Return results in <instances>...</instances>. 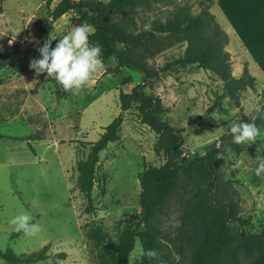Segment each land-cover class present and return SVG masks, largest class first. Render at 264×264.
<instances>
[{
	"label": "rangeland",
	"instance_id": "obj_1",
	"mask_svg": "<svg viewBox=\"0 0 264 264\" xmlns=\"http://www.w3.org/2000/svg\"><path fill=\"white\" fill-rule=\"evenodd\" d=\"M28 1V8L34 11V16L29 14V18L20 19L27 28L29 49L23 51L28 56L14 63L18 70H26L31 59L40 56L36 50L42 46L39 22H51L52 10L60 0ZM173 1L189 5L195 13L205 7L202 0ZM170 8L172 5L154 4L151 10L142 11L138 19L149 15L167 17ZM75 11L70 10L60 17L64 20L61 26L55 24L60 18L53 22L52 36L60 38L77 25L89 24L91 13L84 18L79 11ZM216 19L224 28L220 18ZM9 21L6 18L7 26H10ZM0 37L4 40L6 52L18 47L7 37ZM184 48V44L174 45L149 62L160 67L182 55ZM103 62L105 67L95 74L94 86L85 88L79 95L64 91L52 79L41 78L28 84L26 93L42 98L50 115L49 126L45 124L44 138H34L30 144L15 139L0 141V250L5 252L11 249L25 259V256L47 246L50 257L29 264H99L98 249L88 237L89 231L99 229L106 239L116 240L127 226L137 224L141 214L139 174L145 167L160 166L166 160L162 153L155 152L159 134L141 123L137 107L123 112L119 139L100 152L93 189V210H87V202L77 186V161L87 155L90 142L98 141L105 127L121 113L120 91L130 92L142 82L139 71L122 68L116 75L108 74L106 69L115 66L116 61L110 58ZM176 69L178 67L172 68L171 72ZM8 73L6 70L2 75ZM208 77V91L204 97L202 93H191L187 104L176 106L172 115L165 112L162 116L164 122L182 131L184 144L180 162L203 155L208 144L216 143L220 147L223 139L227 141L232 138L229 131L231 123L250 120L251 116L245 112L252 111L254 115L255 109L264 105L263 90L244 88L234 98L222 97V83L218 82L214 73H208ZM160 80L149 79L147 92L155 95L156 86L163 83L167 94L170 93L166 89L169 84ZM204 114L207 118L198 124ZM0 130L25 134L31 128L4 123L0 125ZM258 157H264V131L255 143L236 145L229 150L221 147L217 155L219 170L228 180L226 187L238 203L239 215L249 219L246 226L249 233L259 232L264 227V178L254 173ZM169 210V214L162 219L163 234L173 236L176 227L171 225V221L179 219L180 207L177 202H171ZM22 212L38 217L42 226L39 234L27 237L23 233L13 238L16 231L9 220ZM216 221L214 216L209 218L210 232ZM142 252L140 241L136 240L129 264H141ZM61 253L66 254L65 259L60 258ZM239 257L240 264H252L245 253L241 252ZM0 264L13 263L0 256Z\"/></svg>",
	"mask_w": 264,
	"mask_h": 264
},
{
	"label": "trees",
	"instance_id": "obj_2",
	"mask_svg": "<svg viewBox=\"0 0 264 264\" xmlns=\"http://www.w3.org/2000/svg\"><path fill=\"white\" fill-rule=\"evenodd\" d=\"M205 4L200 12L173 0H110L101 1L60 0L53 8L50 23L39 22L41 44L52 36L53 22L64 13L76 9L86 18L94 31L89 36L90 44H99L103 50V61L113 59L115 66L106 69L108 74L116 75L122 68L142 73V82L130 92L121 90L119 94L121 113L105 127V132L96 142H90V151L77 161V186L87 202V210H93V189L100 152L119 139L118 131L123 122V112L136 106L140 121L159 134L155 152L162 153L165 162L160 166H147L139 174L141 185V214L137 224L131 223L116 240L106 239L99 229L90 230L88 237L98 249L99 264H129L130 254L140 241L143 251L154 249L159 260H150L141 255V264H240L239 254L245 253L252 264H264V227L259 232L249 233L246 226L249 219L239 215L236 200L227 190L226 180L218 167L217 155L221 147L234 149L236 144L222 140L221 146L208 144L205 153L179 161L184 144L182 131L162 116L168 109L158 95L147 92L149 79L162 78L174 67L187 68L196 65L214 73L222 82V97H235L244 88L255 90V78L245 66L240 76L233 74L231 53L227 50L230 36L210 11L216 0H202ZM172 5L166 24L160 22L161 16L152 24L151 31H143L142 26L148 17L138 19L142 11L151 10L153 5ZM85 9V10H84ZM60 38L52 41L55 47ZM184 44L182 55L158 67L149 62L167 48ZM0 37V59L18 52L17 47L3 48ZM41 58L40 56L37 58ZM30 68V67H29ZM31 69V68H30ZM35 74V69H31ZM46 73L38 75L46 79ZM5 78L0 74V85ZM264 113V105L260 108ZM246 122H252L251 119ZM261 132L264 119L255 121ZM37 135L13 137L0 133V138L23 140L28 143ZM30 144V143H29ZM33 149V148H32ZM34 150V149H33ZM171 202L180 207V226L173 236L163 234L162 219L170 212ZM211 216L217 221L211 232L208 220ZM38 221V217L35 218ZM235 224V225H234ZM23 232H15L13 238ZM0 256L13 264H29L36 260H46L47 246L41 251L25 256H17L11 249L0 250ZM65 259L66 254H59Z\"/></svg>",
	"mask_w": 264,
	"mask_h": 264
},
{
	"label": "crops",
	"instance_id": "obj_3",
	"mask_svg": "<svg viewBox=\"0 0 264 264\" xmlns=\"http://www.w3.org/2000/svg\"><path fill=\"white\" fill-rule=\"evenodd\" d=\"M29 3L28 0H2L0 35L15 42L18 45L17 49L21 51L0 59V74H4L6 70L9 72L8 75H3L5 81L0 85V125L4 123L11 124V126L21 124L30 127L31 131L25 134H15L0 130V133L13 137L36 134L35 138L42 140L46 132L45 124L46 126L50 124V115L45 109L42 98L26 93L28 84L40 81L41 77L29 68L18 70L14 64L21 57L28 56L23 51L29 49V37L27 28L20 19L29 18V14L34 16V11L28 8ZM10 4H15V6L11 7ZM210 11L216 18H220L230 36V42L226 48L231 53L233 74L240 76L246 66L255 78L257 91H264V0H216L211 4ZM6 18L10 20V26H7ZM63 21V18H60L55 24L61 26ZM189 67L187 69L178 68L167 74L166 78H161L159 82H167L169 86L166 89L170 93L167 94L163 83L156 86L154 93L161 98L170 115L174 113L173 109L176 106L187 104L191 93H202L203 97L207 94L208 73L210 72L196 65ZM218 82L221 81L218 80ZM206 118L204 114L198 124L203 123ZM3 139L14 140L0 138V141Z\"/></svg>",
	"mask_w": 264,
	"mask_h": 264
},
{
	"label": "clouds",
	"instance_id": "obj_4",
	"mask_svg": "<svg viewBox=\"0 0 264 264\" xmlns=\"http://www.w3.org/2000/svg\"><path fill=\"white\" fill-rule=\"evenodd\" d=\"M102 2L108 4L110 0H102ZM156 19L157 16L150 15L148 21L142 26V30L151 31L152 24ZM159 19L162 24L167 23L166 18ZM92 32L93 29L89 24L77 25L60 37L54 48L51 45L56 37L50 36L42 46L36 49L41 58H32L29 67L35 69L37 75L46 73V79L55 80L64 91L79 95L85 88L94 86L95 74L105 67L101 46L89 42ZM245 114L251 116L252 122L236 121L230 125L232 143L236 145L253 144L262 135L260 128L255 123L257 119H264L261 109H255L254 115L252 111H246ZM254 173L257 177L264 178V157L257 158V167ZM9 223L14 226L16 232H23L27 237H34L42 230L39 221H36L27 212L13 216ZM171 225L179 227V219L174 218ZM142 255L150 260H159V253L154 249L143 251ZM160 264H163L162 260Z\"/></svg>",
	"mask_w": 264,
	"mask_h": 264
},
{
	"label": "built area",
	"instance_id": "obj_5",
	"mask_svg": "<svg viewBox=\"0 0 264 264\" xmlns=\"http://www.w3.org/2000/svg\"><path fill=\"white\" fill-rule=\"evenodd\" d=\"M75 1H77V2H79V1H81V0H75ZM76 9H72L71 10V12H74V13H76V11H75ZM185 155H187V154H185Z\"/></svg>",
	"mask_w": 264,
	"mask_h": 264
}]
</instances>
